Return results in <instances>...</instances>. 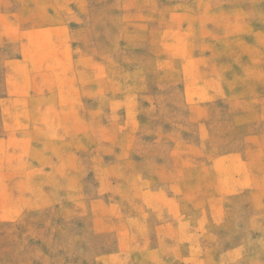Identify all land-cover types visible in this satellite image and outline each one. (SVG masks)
<instances>
[{
	"label": "rangeland",
	"instance_id": "rangeland-1",
	"mask_svg": "<svg viewBox=\"0 0 264 264\" xmlns=\"http://www.w3.org/2000/svg\"><path fill=\"white\" fill-rule=\"evenodd\" d=\"M0 264H264V0H0Z\"/></svg>",
	"mask_w": 264,
	"mask_h": 264
},
{
	"label": "crops",
	"instance_id": "crops-1",
	"mask_svg": "<svg viewBox=\"0 0 264 264\" xmlns=\"http://www.w3.org/2000/svg\"><path fill=\"white\" fill-rule=\"evenodd\" d=\"M238 9H240V7L238 6V4L236 5V4H234L233 6H232V9H231V11L230 12H232V11H234V13H237V10ZM240 12L242 13V11L240 10ZM237 15V14H236Z\"/></svg>",
	"mask_w": 264,
	"mask_h": 264
}]
</instances>
